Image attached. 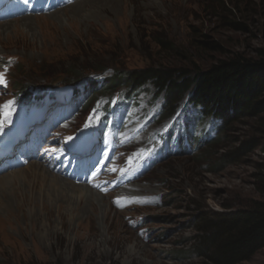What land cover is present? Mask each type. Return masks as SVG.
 Masks as SVG:
<instances>
[{"label": "rangeland", "instance_id": "obj_1", "mask_svg": "<svg viewBox=\"0 0 264 264\" xmlns=\"http://www.w3.org/2000/svg\"><path fill=\"white\" fill-rule=\"evenodd\" d=\"M28 18L36 21L25 26ZM23 19L0 23V55L18 63L11 90L61 81L82 69L87 76L97 74L88 68L101 65L110 70L108 76L116 68L133 71L161 64L204 70L228 54L256 57L264 49V0H80L52 14ZM161 40L173 49L166 51ZM201 42L219 45L223 52L205 49ZM148 88L125 113L118 136V162L126 167L142 149L162 146L168 127H182L197 114L187 95L175 117L156 119L162 98L154 100L155 87ZM104 102L94 99L66 128L76 131L91 113H101ZM199 124V138L214 133L210 121ZM126 131L135 136L127 140ZM249 131L247 122H236L215 143L196 144L182 154L175 140L170 155L140 159L145 175L130 185L132 191L125 188L139 197L129 207L121 191L108 197L92 190L105 198H86L69 190L60 206L52 196L46 208L37 195L43 189L31 196L32 189L22 183L29 201L24 206L19 191L3 192V202L13 203L7 205L10 211L0 207V264H210L198 252L200 219L235 212L263 198L257 183L264 153L241 148ZM137 220L144 221L141 229L132 225ZM242 264H264V250Z\"/></svg>", "mask_w": 264, "mask_h": 264}, {"label": "trees", "instance_id": "obj_2", "mask_svg": "<svg viewBox=\"0 0 264 264\" xmlns=\"http://www.w3.org/2000/svg\"><path fill=\"white\" fill-rule=\"evenodd\" d=\"M160 44L166 51L173 49L168 41L161 40ZM200 44L205 49L223 52L219 45ZM88 69L98 74L108 70L105 65ZM113 71L102 94L113 95L122 87L136 91L152 84L157 94L164 96L167 117L174 113L185 96L190 95V102L200 108L203 116L219 122V134L236 122H247L250 127L248 141L241 148L261 149L264 153V49H260L256 57L238 52L228 54L204 70L196 65L188 68L161 64L141 70L116 68ZM65 75L63 82L68 84L87 78L85 69ZM16 90L27 92L28 87L21 85ZM259 178L257 188L262 199L252 200L235 212L200 219L198 252L210 264H242L264 250V165Z\"/></svg>", "mask_w": 264, "mask_h": 264}, {"label": "bare ground", "instance_id": "obj_3", "mask_svg": "<svg viewBox=\"0 0 264 264\" xmlns=\"http://www.w3.org/2000/svg\"><path fill=\"white\" fill-rule=\"evenodd\" d=\"M16 20V19H15ZM25 21V26H29L34 24V21L31 18L28 19H23ZM38 24V23H37ZM32 166L26 170L25 172H22L21 169L16 172H12L13 174L7 175V177L4 180H0V195L4 192V194L9 191V193L14 192L17 194L16 191H19L18 195L22 198L20 201H23L21 205L24 206V202H29L25 201V194L24 190H22V183L23 185L26 184L31 188L32 190L30 191V195L33 196L35 194V190L43 189L41 192H38V200L40 201V204L42 205L43 208H46V200H50L52 196L56 199V203L58 206H60V203L63 202V199H61L62 194L65 193V191H75V192H80L81 196H84L86 198H92V197H98V198H105L101 197L95 192H93L91 189L87 187H82V186H77L75 185L72 181L55 174L48 169H46L44 166L37 164V163H32ZM24 187V186H23ZM11 191V192H10ZM13 194V193H12ZM13 194V195H15ZM125 194H129L128 192H125ZM3 195V194H2ZM53 198V200H55ZM5 200L7 198L4 197ZM2 198H0V207L6 211H10V207L8 209V206H11L13 202H9L8 204H4Z\"/></svg>", "mask_w": 264, "mask_h": 264}, {"label": "snow or ice", "instance_id": "obj_4", "mask_svg": "<svg viewBox=\"0 0 264 264\" xmlns=\"http://www.w3.org/2000/svg\"><path fill=\"white\" fill-rule=\"evenodd\" d=\"M28 0H25V3H27ZM0 83H3V78L0 77ZM14 106L13 101H9L5 103L4 105H0V133L3 132L4 128L11 122L12 117V108ZM94 117H89V122L85 125V127L91 126V121ZM72 137H68V140H72ZM129 164L131 165V160L129 161ZM113 171H116V169H113ZM125 170H121V172H124ZM119 203V202H117Z\"/></svg>", "mask_w": 264, "mask_h": 264}]
</instances>
